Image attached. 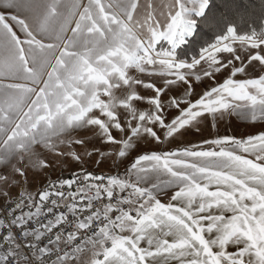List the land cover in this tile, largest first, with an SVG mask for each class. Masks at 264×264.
Segmentation results:
<instances>
[{
    "label": "snow or ice",
    "instance_id": "6c2138e0",
    "mask_svg": "<svg viewBox=\"0 0 264 264\" xmlns=\"http://www.w3.org/2000/svg\"><path fill=\"white\" fill-rule=\"evenodd\" d=\"M0 202V264H264V4L0 0Z\"/></svg>",
    "mask_w": 264,
    "mask_h": 264
},
{
    "label": "rangeland",
    "instance_id": "374dc122",
    "mask_svg": "<svg viewBox=\"0 0 264 264\" xmlns=\"http://www.w3.org/2000/svg\"><path fill=\"white\" fill-rule=\"evenodd\" d=\"M226 126H227L228 134H235L237 136L242 135V134H247V133H253V132L257 131L258 127H259L258 126L257 128H252V127L246 126L240 120H238L236 118H232L230 121H225L224 123H222L219 126L221 134H224V132L226 130ZM209 131L214 132V130H212V129H209ZM205 134L207 135L208 133L206 132ZM192 139H195V138H192ZM103 170L107 171V168L105 167ZM98 171H99V169H98ZM30 180H31V189L32 190H35L37 188V186L43 182V178L39 177V176L36 177L34 180H32L31 174H30ZM0 203H2V202H0Z\"/></svg>",
    "mask_w": 264,
    "mask_h": 264
},
{
    "label": "trees",
    "instance_id": "16d2710c",
    "mask_svg": "<svg viewBox=\"0 0 264 264\" xmlns=\"http://www.w3.org/2000/svg\"><path fill=\"white\" fill-rule=\"evenodd\" d=\"M239 4L242 5V11L245 13L246 16H256L261 5L264 4V0H237ZM244 27H247L245 25ZM207 32V30H205ZM211 33H207L205 38H210Z\"/></svg>",
    "mask_w": 264,
    "mask_h": 264
}]
</instances>
